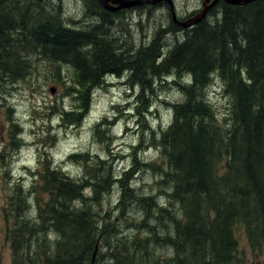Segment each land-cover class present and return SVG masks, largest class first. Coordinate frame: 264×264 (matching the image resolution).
Wrapping results in <instances>:
<instances>
[{"label":"trees","instance_id":"1","mask_svg":"<svg viewBox=\"0 0 264 264\" xmlns=\"http://www.w3.org/2000/svg\"><path fill=\"white\" fill-rule=\"evenodd\" d=\"M44 6L43 0H0V88L30 74L36 55L71 65L77 108L59 112L60 126L68 127L82 123L92 90L108 74L130 72L129 80L142 88L157 80L178 86L185 99L173 103L170 123L153 139L169 165L163 171L170 183L165 192L177 208L155 194L142 195L131 173L115 175L114 159L93 162L88 153L73 154L85 166L77 177L52 166L45 149L42 167L30 171L40 182L29 190L24 181L14 184L3 207L13 264H239L240 226L252 247H263L264 0L221 1L215 14L184 29L183 39L168 50L155 37L133 54L115 50L118 41L109 36H98L100 25L93 30L71 25L62 10L48 12ZM215 73L231 97L225 126L206 98ZM106 121L95 126L101 139ZM19 132L12 129V146L15 141L22 146ZM6 164L1 168L7 173L11 164ZM116 183L118 200L106 208L105 195ZM131 205L143 211L139 222L129 215L132 209L125 210ZM141 221L148 234L122 237L123 226L141 230ZM159 248H167L164 256Z\"/></svg>","mask_w":264,"mask_h":264},{"label":"rangeland","instance_id":"2","mask_svg":"<svg viewBox=\"0 0 264 264\" xmlns=\"http://www.w3.org/2000/svg\"><path fill=\"white\" fill-rule=\"evenodd\" d=\"M90 1L86 0L85 3L84 0H71L65 3L64 16L68 17L67 23L75 25L72 22L77 21L79 27L90 29L91 23L98 20L97 8ZM203 1L178 0L179 15L186 14L185 18L193 15L191 18L195 19V16L203 13ZM85 4L93 11L87 12ZM53 6L56 9L61 7L60 2L56 4V1ZM165 15L166 9H161L150 17L139 16L138 13L128 15L129 18H124L121 23L124 34L123 38L120 37L123 43L119 46L132 52L133 48L147 46L157 37L165 50H168L176 39L182 40L185 33L183 30L177 36L169 33L168 27L173 29L176 26ZM178 25L184 27L182 24ZM110 30L111 27L107 24L99 29L98 36L107 38ZM59 64L61 63L37 58L36 55L31 62L30 74L5 89L0 88V155L3 153L0 156V264H13L11 246L4 232L3 207L7 204V196L9 198L14 191L16 183L24 181L25 189L29 190L34 181L40 182L38 179L32 180L30 171L42 167L45 149L49 151L48 161H51L52 166L61 165L63 171L77 177L85 174V166L84 161L71 159L73 154L88 153L93 162L101 158L108 161L114 159L115 175L131 173L130 180L134 179L132 184L139 192L144 193L142 195L155 194L162 204L177 208L170 204L165 192L170 183L165 180L163 171L169 165L162 158L160 150H157L153 139L170 123L173 103L185 99L181 89L172 83L162 84L161 80H157L156 84L153 82L151 87L142 88L139 82L129 80V72L123 73L121 77L109 75L103 85L92 90L89 109L82 123L61 127L59 112L77 108V100L70 89L74 68L69 64ZM213 78L206 90V98L217 112L220 124L225 126V115L228 114L231 97L224 93V84L217 73ZM104 118L107 119V125L102 130L105 128L106 134L101 133V139V135L95 132V126L98 123L103 125ZM15 122L20 123L17 129L13 128ZM12 129L15 133L20 130L22 146L17 141L14 146L11 145ZM149 162L155 167L143 165ZM1 164H11L9 172L6 173ZM135 167L137 168L133 170ZM22 173L29 176L24 177ZM119 194L120 186L116 183L111 194L105 195L104 206L114 208ZM125 210H131L129 215L136 218L135 222L142 219L139 214L143 212L141 209H134L131 205V208ZM148 219L152 217H148L146 221ZM140 223L141 230L123 226L125 234L122 237L127 236L126 233L148 234L149 227L142 221ZM237 236L241 257L239 264H264V246L252 247L244 226L237 229ZM154 248L157 249V246ZM165 251L167 248H159V256H164Z\"/></svg>","mask_w":264,"mask_h":264},{"label":"flooded vegetation","instance_id":"3","mask_svg":"<svg viewBox=\"0 0 264 264\" xmlns=\"http://www.w3.org/2000/svg\"><path fill=\"white\" fill-rule=\"evenodd\" d=\"M25 1H28V0H20L22 4ZM43 1L45 5L43 8L45 10H48V12L54 9L55 6H53V4L55 3V1H56V4L60 2L61 7L59 9L62 10L64 13V7H65L64 4L71 0H43ZM84 1L86 3V0ZM94 1L100 7V8L98 7V9L96 10L98 14L97 16L98 20L96 22L91 23L89 28L93 30L95 25H100V27H96V29L99 30L101 27L108 24V27H111V30L107 32L108 36L112 39V42L118 41V44L116 45L115 50L117 49L119 52H122L124 54H133V53H130L131 52L130 49H127L126 51V50H123L119 46V44L123 43V40H120V37L123 38V34H124V30H123V27L121 26V23L123 22L124 18L128 17V15H130L131 13H134V14L138 13L139 16L150 17L151 14L155 15L157 12H159V10L166 9V15H165L166 18L168 17V19H170L173 25L176 26V28H173V29L168 27V32L170 31L169 33H172V34H174V31L176 32V34H178L179 31L186 29L184 27H180L178 24H181L182 21L193 17L192 15V16L185 18L186 14L185 15L181 14L182 16L179 15V11L177 8L178 0H171V3L169 0H161L157 2V4L155 5H143V6L141 5V6H136L133 8H117L118 6L117 3H111L109 4V6H112V8H108V9H106L98 0H94ZM203 2H205V0ZM87 3H89V1H87ZM206 4L208 6L211 3L206 2ZM220 4L221 2H219L216 6L212 7L213 11L212 13L209 14L210 17L217 12V10L220 7ZM85 6L87 8V12L93 11V10L92 11L90 10V6L86 4ZM80 21L83 22V20H80ZM115 25L117 27L114 28ZM127 42H129V40ZM136 49L137 47L133 48L132 52H135Z\"/></svg>","mask_w":264,"mask_h":264},{"label":"water","instance_id":"4","mask_svg":"<svg viewBox=\"0 0 264 264\" xmlns=\"http://www.w3.org/2000/svg\"><path fill=\"white\" fill-rule=\"evenodd\" d=\"M100 3H102L106 8H112L111 6L108 5L109 2H114L118 3L119 6L118 8H128V7H133L136 5H143V4H156L157 2L161 0H98ZM171 3V0H169ZM220 0H205L204 2V10L202 11L203 13L199 16H195L194 18L188 19L186 22H181L183 26H192L196 25L199 23L201 20H203L207 14V12L214 6L216 5ZM226 3L232 4V5H240V4H246L249 3L253 0H224ZM206 2H210L211 4L207 6ZM54 91V88L52 89Z\"/></svg>","mask_w":264,"mask_h":264},{"label":"bare ground","instance_id":"5","mask_svg":"<svg viewBox=\"0 0 264 264\" xmlns=\"http://www.w3.org/2000/svg\"><path fill=\"white\" fill-rule=\"evenodd\" d=\"M217 4H218V3H217ZM217 4H216V5H217ZM216 5H214V6H216ZM214 6H213V7H214ZM106 9H107V8H106ZM62 14H63V16H64L63 11H62ZM64 17H65V16H64ZM65 18H68V17H65ZM75 23H77V22H75ZM109 75H112V74H108L107 76H109ZM107 76H105V78H106ZM112 76H117V75H112ZM117 77H121V76H117ZM104 80H105V79H104Z\"/></svg>","mask_w":264,"mask_h":264}]
</instances>
